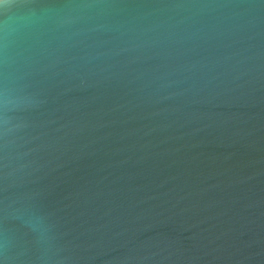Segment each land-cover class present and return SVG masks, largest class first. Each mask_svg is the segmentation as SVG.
I'll return each instance as SVG.
<instances>
[{
	"label": "water",
	"instance_id": "water-1",
	"mask_svg": "<svg viewBox=\"0 0 264 264\" xmlns=\"http://www.w3.org/2000/svg\"><path fill=\"white\" fill-rule=\"evenodd\" d=\"M33 7L0 0V264H264V0Z\"/></svg>",
	"mask_w": 264,
	"mask_h": 264
},
{
	"label": "clouds",
	"instance_id": "clouds-1",
	"mask_svg": "<svg viewBox=\"0 0 264 264\" xmlns=\"http://www.w3.org/2000/svg\"><path fill=\"white\" fill-rule=\"evenodd\" d=\"M37 0H18V3H23V4H26L27 5V8L28 9H34V5L36 4ZM14 7V10L13 12L11 13V16L10 18H16L17 20H20V21H23L26 16L31 13L30 11H18L16 10V5L13 6Z\"/></svg>",
	"mask_w": 264,
	"mask_h": 264
}]
</instances>
